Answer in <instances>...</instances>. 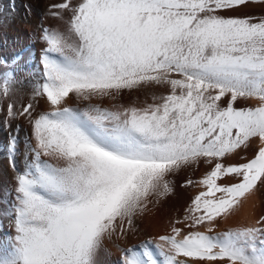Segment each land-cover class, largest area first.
Returning a JSON list of instances; mask_svg holds the SVG:
<instances>
[{
  "label": "snow or ice",
  "instance_id": "obj_1",
  "mask_svg": "<svg viewBox=\"0 0 264 264\" xmlns=\"http://www.w3.org/2000/svg\"><path fill=\"white\" fill-rule=\"evenodd\" d=\"M249 3L264 0L47 6L63 26L41 27L38 63L26 78L19 57L0 72L3 127L23 118L31 129L22 168L15 137L9 150L0 264H100L106 240L201 164L184 186L202 190L182 216L122 250L120 264H264V214L218 230L264 186V16L225 15ZM233 157L243 162L225 163Z\"/></svg>",
  "mask_w": 264,
  "mask_h": 264
},
{
  "label": "bare ground",
  "instance_id": "obj_2",
  "mask_svg": "<svg viewBox=\"0 0 264 264\" xmlns=\"http://www.w3.org/2000/svg\"><path fill=\"white\" fill-rule=\"evenodd\" d=\"M11 1L0 0V39L8 46L16 40L20 41V46L22 47L19 49V52L22 51L23 55H25L22 63L25 62L31 69L35 67V64L32 62L34 61L33 59H36L38 63L41 50L44 46L40 41L41 27L55 28L63 26L57 20L54 24L50 25L43 18L44 15H47V6L51 3L58 2V0H15V7L17 8L15 12L8 10L14 4V1L13 4ZM2 52L4 50L0 48V53ZM28 63L33 64L30 65ZM24 70L20 73L21 78H26L27 76L28 69L26 71ZM27 94L28 88H25L24 103L27 102ZM145 99L142 96L139 102L143 103ZM148 102H151L150 98ZM100 103L103 107H110L114 102L102 101ZM242 106H245L243 102L237 104V107ZM17 107L19 108L20 104H17ZM39 107H43V101L40 102ZM3 120L4 113L0 112V185L2 184V187L7 188L12 186V169L9 164V150L12 137H15L17 142L18 154L15 156L16 163L18 167L22 168L24 164L25 141L30 135L31 129L25 126L26 120L24 119H18L17 122L10 120V126L8 128L3 127ZM17 126H19V131H17ZM247 154L250 155L251 153L249 152ZM240 162L243 161L239 157L225 160V163ZM206 170H208L207 166L201 164L199 167L183 170L175 176L170 177L174 185V193L158 205H150L149 211L145 216L136 219L134 230H126V234L123 236L117 233L111 240H106L99 256L100 264H120L122 250L142 244L151 237L164 234L169 218L182 216L184 209L190 203L191 199L202 190L195 183L191 186L184 185H186L188 180L198 181L205 174ZM220 182L227 183L230 180L229 178H225V180ZM262 214H264V186H260L259 191L251 196L237 217L221 223L218 230H227L230 227L252 223Z\"/></svg>",
  "mask_w": 264,
  "mask_h": 264
},
{
  "label": "rangeland",
  "instance_id": "obj_3",
  "mask_svg": "<svg viewBox=\"0 0 264 264\" xmlns=\"http://www.w3.org/2000/svg\"><path fill=\"white\" fill-rule=\"evenodd\" d=\"M13 1H14V4H13ZM11 3L13 4V6L11 8L9 7L8 10L11 11V12H13V11L15 12L17 10V8L15 7L16 1L12 0ZM225 15H234V16H241V17H243L245 15H250V16H255V17L259 18L261 16H264V4L249 3L247 6L242 7V8L238 9L237 11H235L233 13H225ZM43 18L46 19L50 23V25L54 24L56 22V19H53V18H51L48 15H44ZM21 47L22 46H20V41H18V40L14 41V43L12 42L11 45L8 46V45H5L3 43V41L0 39V48H2L4 50V52L0 53V57H2L0 59V72L7 71L8 67L13 64L14 59L17 58V57L20 58V64H18L17 67L21 71L24 70V69H25L24 71H26L27 69H30L25 62L22 63L23 58L25 57V55H23L22 51L19 52V49ZM6 52H8V53L6 54ZM33 60L34 61H32V62L36 65L37 64V60L36 59H33ZM33 63H28V64L32 65ZM20 119H23V118H20ZM13 121L17 122L18 119H14ZM25 126L27 128H30V126H29L27 121H25ZM11 187L4 188V187H2V184H1L0 185V197H3L5 195V192L7 190H9ZM8 232H9V228L7 226V222H5L4 228L2 230H0V238L5 236Z\"/></svg>",
  "mask_w": 264,
  "mask_h": 264
}]
</instances>
